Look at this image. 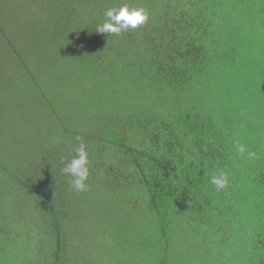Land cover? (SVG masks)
<instances>
[{"label": "trees", "instance_id": "1", "mask_svg": "<svg viewBox=\"0 0 264 264\" xmlns=\"http://www.w3.org/2000/svg\"><path fill=\"white\" fill-rule=\"evenodd\" d=\"M122 4L144 8L148 21L119 35L96 32L105 11ZM247 16L263 25L264 0H103L89 6L72 42L54 33L37 47L42 56L21 51L28 71L41 59L33 82L47 101L48 86L57 87L55 107L73 120L59 133L73 136L31 155L30 138L24 144L0 122V137L12 136L10 146L0 142V217H9L7 202L15 213L19 198L71 187L63 169L83 143L89 176L80 193L96 226L84 262L65 252L76 218L61 197L43 207L49 218L23 219L25 228L0 219V264H264L261 83L256 74L242 83L236 70L249 48L239 31ZM40 158L53 174H19ZM220 172L228 186L217 191L211 179Z\"/></svg>", "mask_w": 264, "mask_h": 264}, {"label": "rangeland", "instance_id": "2", "mask_svg": "<svg viewBox=\"0 0 264 264\" xmlns=\"http://www.w3.org/2000/svg\"><path fill=\"white\" fill-rule=\"evenodd\" d=\"M102 3L103 0H0V122H5L3 127H6V130L12 128L14 136H20L24 144V138H30L32 145H30L29 152H32H30L31 155L40 156L51 148V145L58 139L69 138L73 132L65 134L59 132L64 125L66 128L72 126L73 123L69 121L73 120L63 116L61 111L55 107L56 103H60V105L62 103L58 97L59 94L56 92V86H48L49 95L53 97L49 99L47 93V98L50 101L43 98L41 87L36 81L33 82V76L38 77L40 75L38 68L41 59L37 62L34 60L35 63L29 69V73L22 66L26 63L25 55L32 53L35 57L38 54L42 56L37 47L40 44L49 43L50 39H53L51 34L54 33L60 43L71 41L73 32L81 27L89 6L101 5ZM239 31L241 32L242 43H245L249 48L246 52L247 57L237 63L236 70L242 78V83L244 80L250 84L256 74V79L261 83L262 97L259 100L262 99L263 104L259 107V111L264 112V24L255 25L247 16ZM26 48L32 49V52L26 51ZM22 50H25V55L21 52ZM76 89L83 99L86 94L80 88ZM241 99L242 97L238 98L237 101L240 103ZM76 100L75 105L76 102L81 101L80 99ZM42 104L44 114L40 108ZM61 107L63 108V106ZM26 110L31 111L29 116L25 115ZM17 115H19L20 120L16 124L13 120L10 122L9 118H14ZM36 117H38L37 120ZM75 124L83 128L85 121L77 118ZM11 141L12 136L10 134L0 137V142H3V145L5 143L10 146ZM24 144L22 147L25 146ZM69 145L72 146L73 144L71 145L69 142ZM42 172L54 173L48 158L34 160L31 164L22 165L19 170V174L27 173L33 176V179H37ZM62 190L63 193L50 192L42 197L33 196L29 200H26L27 197L19 198L16 201L19 205V211L15 213L10 209L14 206H10L7 202L5 206H7L6 210L9 212V217H0V219H20L16 221L15 225L25 228L23 219H31L34 224L35 219L49 218V214L48 216L42 214L45 210L43 207L47 204L57 205L61 197L64 212L70 218H76L73 224L69 225L71 228L68 232V239L64 240L69 248L65 252L69 253L70 251L72 255L76 253V256L73 257H78L80 261L84 260L85 262L90 254L89 239L94 234L93 228L96 226V222L93 221L96 218L88 213L86 209L87 198L79 191L72 187H66Z\"/></svg>", "mask_w": 264, "mask_h": 264}, {"label": "clouds", "instance_id": "3", "mask_svg": "<svg viewBox=\"0 0 264 264\" xmlns=\"http://www.w3.org/2000/svg\"><path fill=\"white\" fill-rule=\"evenodd\" d=\"M105 21L98 24L96 32L116 34L129 30H136L144 25L148 19L147 11L142 7H130L128 4H122L117 8L107 9L104 13ZM239 151L244 152V148L240 147ZM89 160L88 153L83 143L76 149V156L64 167L63 172L72 177L69 181L70 186L79 192L87 190L85 183L89 176ZM211 183L215 185L217 191L228 186V177L224 172L214 175Z\"/></svg>", "mask_w": 264, "mask_h": 264}]
</instances>
